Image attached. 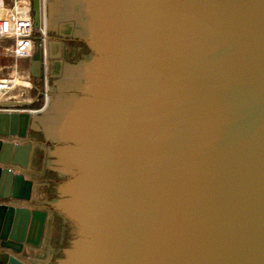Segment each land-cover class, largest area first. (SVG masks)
I'll return each instance as SVG.
<instances>
[{
  "label": "water",
  "instance_id": "water-1",
  "mask_svg": "<svg viewBox=\"0 0 264 264\" xmlns=\"http://www.w3.org/2000/svg\"><path fill=\"white\" fill-rule=\"evenodd\" d=\"M47 3L46 101L0 111V264H264V0Z\"/></svg>",
  "mask_w": 264,
  "mask_h": 264
},
{
  "label": "built area",
  "instance_id": "built-area-1",
  "mask_svg": "<svg viewBox=\"0 0 264 264\" xmlns=\"http://www.w3.org/2000/svg\"><path fill=\"white\" fill-rule=\"evenodd\" d=\"M45 37L44 19L35 18L32 0H0V111H34L44 105L46 70L38 81L30 74L25 78L19 59L30 60L38 46L45 64ZM40 94L38 108H29Z\"/></svg>",
  "mask_w": 264,
  "mask_h": 264
},
{
  "label": "flooded vegetation",
  "instance_id": "flooded-vegetation-1",
  "mask_svg": "<svg viewBox=\"0 0 264 264\" xmlns=\"http://www.w3.org/2000/svg\"><path fill=\"white\" fill-rule=\"evenodd\" d=\"M38 3H39L38 4V11L35 12L34 7H33V0H32V7H33L34 14H35V18L36 19L43 18L44 19V23H45V17L46 18L49 17L47 0L46 1L45 0H38ZM45 35H46V41H47V38H49V32H48V30H46V28H45ZM62 41H63V49L65 48V45L67 43L72 44L73 49L71 51H72L73 54L78 53V52H82L84 50V48H83L82 45H80L77 42H74L73 40H69V39L64 40L63 39ZM37 48H38V46L36 47L35 51L37 50ZM64 51H65V49H64ZM68 58L69 59H67L65 57V59L70 60V59L73 58V56L70 55ZM47 63H48V65H47ZM47 63L45 62V64H44L43 61L41 62V69H40L41 70V74H40V78L43 77V75L45 73V70L47 72V67H48V72L46 73V75L48 76V79H51V62H50V59H48V62ZM29 74H30V71H29ZM39 79L38 78H33V80H35V81H38ZM48 179H49V181H54V179H55L54 174H52L51 177L48 178Z\"/></svg>",
  "mask_w": 264,
  "mask_h": 264
},
{
  "label": "rangeland",
  "instance_id": "rangeland-1",
  "mask_svg": "<svg viewBox=\"0 0 264 264\" xmlns=\"http://www.w3.org/2000/svg\"><path fill=\"white\" fill-rule=\"evenodd\" d=\"M19 63L21 65V68H20V74H23L25 78H28V76L30 77L29 75V72H28V68H29V58L28 57H22L19 59ZM29 79V78H28ZM38 98V101H32L31 104L32 106L29 107V108H32V109H36L38 108V103H39V100L41 99V94L37 96Z\"/></svg>",
  "mask_w": 264,
  "mask_h": 264
}]
</instances>
